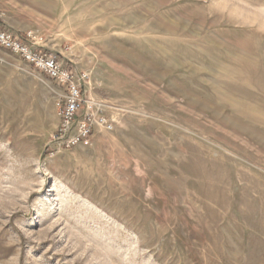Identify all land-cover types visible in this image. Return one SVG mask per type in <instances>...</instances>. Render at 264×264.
Returning a JSON list of instances; mask_svg holds the SVG:
<instances>
[{
  "label": "rangeland",
  "instance_id": "374dc122",
  "mask_svg": "<svg viewBox=\"0 0 264 264\" xmlns=\"http://www.w3.org/2000/svg\"><path fill=\"white\" fill-rule=\"evenodd\" d=\"M0 27L114 123L52 155L59 90L0 47V264H264V0H0Z\"/></svg>",
  "mask_w": 264,
  "mask_h": 264
},
{
  "label": "built area",
  "instance_id": "2783aa9c",
  "mask_svg": "<svg viewBox=\"0 0 264 264\" xmlns=\"http://www.w3.org/2000/svg\"><path fill=\"white\" fill-rule=\"evenodd\" d=\"M0 47L31 66L60 91L59 121L49 143L52 155L76 148L90 149L97 134L113 132L109 107L91 96L85 72L63 65L56 54L39 50L23 36L2 28Z\"/></svg>",
  "mask_w": 264,
  "mask_h": 264
},
{
  "label": "bare ground",
  "instance_id": "6f19581e",
  "mask_svg": "<svg viewBox=\"0 0 264 264\" xmlns=\"http://www.w3.org/2000/svg\"><path fill=\"white\" fill-rule=\"evenodd\" d=\"M46 85H48L49 86V84L47 83V82H44ZM57 93H59V95H60V91H57ZM57 189L54 187V189L52 188V192L53 191H56Z\"/></svg>",
  "mask_w": 264,
  "mask_h": 264
},
{
  "label": "trees",
  "instance_id": "16d2710c",
  "mask_svg": "<svg viewBox=\"0 0 264 264\" xmlns=\"http://www.w3.org/2000/svg\"><path fill=\"white\" fill-rule=\"evenodd\" d=\"M0 28H2V27H0ZM2 29H4V28H2ZM48 153H49L48 150H46V155H48Z\"/></svg>",
  "mask_w": 264,
  "mask_h": 264
}]
</instances>
